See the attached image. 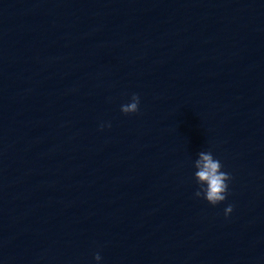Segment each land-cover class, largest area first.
Returning a JSON list of instances; mask_svg holds the SVG:
<instances>
[{
  "label": "clouds",
  "instance_id": "1",
  "mask_svg": "<svg viewBox=\"0 0 264 264\" xmlns=\"http://www.w3.org/2000/svg\"><path fill=\"white\" fill-rule=\"evenodd\" d=\"M140 97L138 94H132L131 102L121 105V112L124 114L136 113L139 110ZM103 127V125H101ZM196 169L194 179L199 185L195 192L196 197L203 198L211 205L215 206L225 201L229 189V181L231 175L222 171L220 160L214 158L211 151H201L198 153V158L194 162ZM225 216L233 211V206L228 205L225 208ZM96 261L101 260L99 253L94 256Z\"/></svg>",
  "mask_w": 264,
  "mask_h": 264
}]
</instances>
